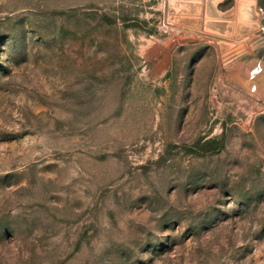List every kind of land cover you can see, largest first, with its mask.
Masks as SVG:
<instances>
[{
	"label": "rangeland",
	"instance_id": "obj_1",
	"mask_svg": "<svg viewBox=\"0 0 264 264\" xmlns=\"http://www.w3.org/2000/svg\"><path fill=\"white\" fill-rule=\"evenodd\" d=\"M164 6L0 0V264H264V79Z\"/></svg>",
	"mask_w": 264,
	"mask_h": 264
},
{
	"label": "water",
	"instance_id": "obj_2",
	"mask_svg": "<svg viewBox=\"0 0 264 264\" xmlns=\"http://www.w3.org/2000/svg\"><path fill=\"white\" fill-rule=\"evenodd\" d=\"M196 1V4H189L185 0H165V25L217 41L225 66L243 61L264 48V21L259 23L258 0H236V6L225 12L218 10L224 0H207L204 32L200 18L202 0ZM190 9L195 11L196 18L187 16Z\"/></svg>",
	"mask_w": 264,
	"mask_h": 264
},
{
	"label": "crops",
	"instance_id": "obj_3",
	"mask_svg": "<svg viewBox=\"0 0 264 264\" xmlns=\"http://www.w3.org/2000/svg\"><path fill=\"white\" fill-rule=\"evenodd\" d=\"M185 2L189 3V4H196L197 3L196 0H185ZM257 2L259 4V0ZM201 6H202V12H201V16H200V18L202 20L201 30H202V32H204L205 23L207 22V0H202ZM235 6H236V0H224L219 5L218 10L221 12H225V11L229 10L230 8L235 7ZM190 10H192V11H190V13L187 14V16L190 18H196V16L194 15L195 11H193V9H190ZM236 23H237V21L235 20L234 21V24H235L234 31L235 32H236ZM172 31H174V30H172ZM186 36L191 37L193 39H199V40H203L205 42H209V44L215 45V47L218 48V42L215 40H212L211 38H207L205 36H200V35L193 34V33H189V34L187 33ZM263 54H264V48L258 52L251 54V57H249L250 59L248 58L247 60H245V62H243L245 65L242 68L243 69L246 68L247 72L251 76L254 77L255 73H256L254 71L257 69L259 70V74H257V76L259 75V78L256 77V80H259V79L263 80L264 79V57H263ZM221 58H222V56H221ZM239 63H241V62H236V63H234V65H232V67H236V68H234V70H236L237 68L242 69L241 65Z\"/></svg>",
	"mask_w": 264,
	"mask_h": 264
},
{
	"label": "bare ground",
	"instance_id": "obj_4",
	"mask_svg": "<svg viewBox=\"0 0 264 264\" xmlns=\"http://www.w3.org/2000/svg\"><path fill=\"white\" fill-rule=\"evenodd\" d=\"M259 16H260V15H259ZM260 18H261V17H260ZM251 70H252V69H251ZM251 70H250V71H251ZM252 71H253V70H252ZM260 71H261V70H260ZM254 72H256L254 77L251 76V75L249 76L251 82L253 83V85H254V81H253V80L256 79V77L259 78V75L257 76V74H259V70L257 69V70H255ZM251 73H252V72H251ZM253 85H250V86L253 87ZM254 87H255V86H254ZM253 89H254V88H253Z\"/></svg>",
	"mask_w": 264,
	"mask_h": 264
},
{
	"label": "built area",
	"instance_id": "obj_5",
	"mask_svg": "<svg viewBox=\"0 0 264 264\" xmlns=\"http://www.w3.org/2000/svg\"><path fill=\"white\" fill-rule=\"evenodd\" d=\"M259 13L261 14V22L264 21V10L262 8L259 9ZM263 28V26H262Z\"/></svg>",
	"mask_w": 264,
	"mask_h": 264
}]
</instances>
